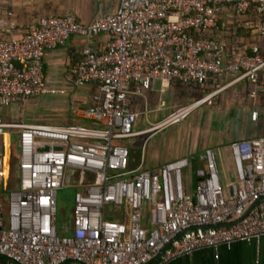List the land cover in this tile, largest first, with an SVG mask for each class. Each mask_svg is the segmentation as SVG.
<instances>
[{
	"label": "built area",
	"instance_id": "2783aa9c",
	"mask_svg": "<svg viewBox=\"0 0 264 264\" xmlns=\"http://www.w3.org/2000/svg\"><path fill=\"white\" fill-rule=\"evenodd\" d=\"M249 13L258 19L251 42L233 40L236 28L232 40L220 37L223 14L234 23ZM102 33L107 40L96 50L89 41ZM71 36L88 41L68 71L75 87L96 85L92 102L77 111L89 123L5 117L13 104L64 93L48 88L44 57ZM155 80L200 89L211 81L215 88L135 130ZM240 82L252 98L264 82V0H118L113 13L87 24L48 15L17 37L0 29V264H166L263 237L264 135L228 143L227 181L212 147L150 167L145 143L136 162L123 143L181 122ZM12 160L14 186L4 176ZM62 187L76 191L59 228Z\"/></svg>",
	"mask_w": 264,
	"mask_h": 264
},
{
	"label": "crops",
	"instance_id": "0c3cea01",
	"mask_svg": "<svg viewBox=\"0 0 264 264\" xmlns=\"http://www.w3.org/2000/svg\"><path fill=\"white\" fill-rule=\"evenodd\" d=\"M117 6L118 0H0V29L7 36L17 37L25 30L36 26L41 17L48 15L69 14L74 16L77 22L87 24L98 15L113 13ZM228 16L229 14L222 15L225 26L224 28L222 25L219 26L220 37L230 40V29L236 28V37L233 40L239 43L251 42L252 37L248 30L257 23V17L249 13L236 17L232 23ZM106 40L107 35L102 33L92 38L89 43L96 50H101ZM87 42L81 37L71 36L64 46L46 52L44 57L46 84L48 88L63 90L64 93L49 94L56 96L48 105L54 114L39 117L34 122L51 123L52 120H58L60 123L54 124H68L82 121L77 116V111L92 102L97 88L94 84L75 87L68 69L72 63L80 59L81 48ZM214 88L215 84L211 81L200 89L178 83L163 84L155 80L151 89L145 92L148 99L146 118L141 116L138 119L135 130L147 128L146 120L155 123L166 118L174 108L184 106ZM249 92L250 86L247 83L231 85L215 94L209 104L196 108L203 107V115L201 113L200 118L196 115V118L189 121L186 126H178L194 109L181 122L134 137L131 144L134 146L139 137L145 136L140 147L142 149L145 143L144 164L150 167L174 158L197 155L204 148L212 147L220 162L225 164L223 181H227L231 173L228 143L231 140L264 135V82L258 83L257 95L254 98L249 96ZM38 99L29 101L36 102ZM131 104L137 110L142 108V101L139 99L132 98ZM12 110L15 114L10 118ZM4 116L24 121L22 104H13L4 111ZM143 120L147 124L146 127H141ZM176 125L177 130L176 128L167 130ZM159 133L164 135L157 138ZM166 264H264V236L251 242H235L230 247L221 246L218 251L203 248Z\"/></svg>",
	"mask_w": 264,
	"mask_h": 264
},
{
	"label": "rangeland",
	"instance_id": "374dc122",
	"mask_svg": "<svg viewBox=\"0 0 264 264\" xmlns=\"http://www.w3.org/2000/svg\"><path fill=\"white\" fill-rule=\"evenodd\" d=\"M224 28V26L222 27ZM158 86V82H156L155 87ZM202 95V94H201ZM58 96V95H57ZM200 96V95H199ZM56 96H52L49 94L43 95L42 97H40L36 102H26L24 104H22V118L24 121L26 122H34L36 121L37 118L39 117H46L47 115H51L54 114L53 111L51 110V108L48 106L50 102H52V100H54ZM196 99V98H195ZM192 102V101H191ZM190 103V102H189ZM203 107L199 108V109H195L182 123H180L178 126L181 125H187L189 123V121L193 120L194 118L197 117H201V113L203 115ZM15 114V111L12 110V114L10 116V118H13ZM63 114V113H62ZM59 116V115H58ZM64 116V115H63ZM49 117V116H48ZM51 123H60L58 120H52L50 121ZM81 123L84 124H88L89 122L86 120H82ZM147 124L145 122V120L142 121V126L141 127H146ZM176 126H172L170 128H168L167 130H174ZM178 128H176L177 130ZM166 130V132H167ZM180 131V129H179ZM161 135H164V133H159L157 135V138L160 137ZM145 136L139 137L136 140L137 144H134V146H132V141H124L123 143L125 145H127V147L129 148V150L131 151V159H133V161H137L139 158V154H140V143L142 141V139ZM198 155V154H197ZM216 155V160H217V165H218V169H219V174L221 177V180L224 177V170H225V164L220 162V158L217 155V153H215ZM193 168V166H192ZM4 176L6 179L7 184H9L10 181H13V176H12V164H6L5 168H4ZM11 178V180H10ZM75 187H62L59 188L57 191V225L60 228L62 226V224H64L67 220V218H69L70 213H71V207L73 205V199H74V194H75Z\"/></svg>",
	"mask_w": 264,
	"mask_h": 264
},
{
	"label": "trees",
	"instance_id": "16d2710c",
	"mask_svg": "<svg viewBox=\"0 0 264 264\" xmlns=\"http://www.w3.org/2000/svg\"><path fill=\"white\" fill-rule=\"evenodd\" d=\"M11 164H12V176H13V181H10L9 182V185H11V186H14L15 185V183H16V180H17V167H16V165L17 164H15V160L13 161H11ZM10 180H11V178H10ZM4 191V190H3Z\"/></svg>",
	"mask_w": 264,
	"mask_h": 264
},
{
	"label": "bare ground",
	"instance_id": "6f19581e",
	"mask_svg": "<svg viewBox=\"0 0 264 264\" xmlns=\"http://www.w3.org/2000/svg\"><path fill=\"white\" fill-rule=\"evenodd\" d=\"M5 144L7 145V135H4ZM5 174V172H4Z\"/></svg>",
	"mask_w": 264,
	"mask_h": 264
},
{
	"label": "water",
	"instance_id": "95a60500",
	"mask_svg": "<svg viewBox=\"0 0 264 264\" xmlns=\"http://www.w3.org/2000/svg\"><path fill=\"white\" fill-rule=\"evenodd\" d=\"M254 203H256V201H255ZM254 203H253V204H254ZM253 204H252V205H253ZM250 208H251V207H250ZM250 208H249V209H250Z\"/></svg>",
	"mask_w": 264,
	"mask_h": 264
}]
</instances>
